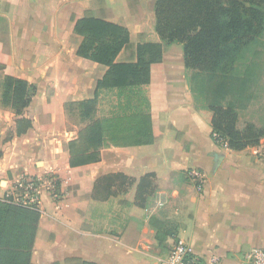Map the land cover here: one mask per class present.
<instances>
[{
  "label": "crops",
  "instance_id": "0c3cea01",
  "mask_svg": "<svg viewBox=\"0 0 264 264\" xmlns=\"http://www.w3.org/2000/svg\"><path fill=\"white\" fill-rule=\"evenodd\" d=\"M98 1L114 7L113 0H0V73L35 88L26 109L47 88L56 99L63 86L58 73H68L72 64L73 103L92 99L94 74L103 72L76 56V43L69 42L82 15L69 26L63 22L73 7L93 11ZM152 1L149 28L136 24L138 35L131 23L140 14L112 10L113 17L103 19L125 26L135 49L160 43ZM173 45L151 65L148 85L100 92L97 103L104 98L106 105L96 119L103 134L98 162L70 168L65 151L73 170V236L43 248L51 261H60L64 241L73 244V259L93 264H164L177 241L189 245L200 264H247L252 251L264 250V136L241 151L218 146L213 114L207 105H195L182 46ZM251 107L237 110L238 130L246 128L242 114ZM192 170L202 174L200 187L188 176Z\"/></svg>",
  "mask_w": 264,
  "mask_h": 264
},
{
  "label": "trees",
  "instance_id": "16d2710c",
  "mask_svg": "<svg viewBox=\"0 0 264 264\" xmlns=\"http://www.w3.org/2000/svg\"><path fill=\"white\" fill-rule=\"evenodd\" d=\"M153 11L154 28L160 43L139 44L131 60L117 59L130 44V32L125 26L99 18L92 11L84 12L74 22L76 56L96 63L103 72L94 81L92 99L79 105L91 108L102 90L148 85L151 65L159 63L163 48L172 44L182 46L187 70L210 78L246 84L247 81L241 78V68H244L243 72L249 71L251 65L259 69L257 47L264 38V0H156ZM34 92L35 88L22 79L4 78L2 103L17 117V137L27 134L32 127L31 121L22 117V113ZM207 108L213 114V139L214 134L219 136L230 150L241 151L256 145L264 136V128L256 129L252 125L238 130L232 104L226 107L214 104ZM102 140L99 120L81 129L77 137L66 144L69 167L98 162ZM137 198L140 200V196ZM40 218L41 212L36 207L21 204H9L5 212L0 213V264H33L32 252ZM71 262L93 264L76 259Z\"/></svg>",
  "mask_w": 264,
  "mask_h": 264
},
{
  "label": "rangeland",
  "instance_id": "374dc122",
  "mask_svg": "<svg viewBox=\"0 0 264 264\" xmlns=\"http://www.w3.org/2000/svg\"><path fill=\"white\" fill-rule=\"evenodd\" d=\"M152 2V0H113L114 7L109 8L98 1L99 9L92 12L99 18H112V10L118 15H123L127 11L131 12L129 14L142 15L140 21L131 23L135 24L133 32L138 35L139 27L136 24L149 28ZM85 7L83 4H79L77 8L73 7V16L69 21H64V25L69 26L77 16L83 15L87 11ZM0 39L5 37L0 36ZM69 42L75 43V36L71 35ZM173 47L177 50L181 49L178 44ZM257 51L260 53L257 61L260 64L259 69L251 65L249 71L243 72L244 68H241V78L242 81H247L246 84L187 71L195 105L200 102L207 106L221 104L226 107L232 104L237 114L239 108L243 109L252 104L253 107L249 112L242 114L244 126L251 125V122L264 125V38L258 45ZM134 54L135 47L131 44L124 51L123 60H131ZM250 55L251 53L248 57ZM72 68L73 64L68 73L59 71L58 79L63 86L61 85L60 95L56 99H50L53 93L47 88L45 97L42 96L35 103L32 102L31 106L23 111L22 116L31 121L32 127L27 134L20 137L15 135L17 117L2 103L5 75L0 73V213L3 214L9 204L33 206L42 215L45 213L43 219L39 221V234L37 231L39 240L36 242V237L32 252L33 264L53 262L73 264V262L69 263L73 259L71 256L73 244L66 246L68 241H64L62 250L59 249L64 253L60 254V261H51L52 257L43 256L42 251L49 243L52 244L54 240L59 239V236L64 237V234L73 236V170L66 166V144L75 139L81 129L96 120L99 116V107L106 105L104 100L103 103L101 102L104 98L100 103L96 101L93 109H91L93 106L85 108L73 103ZM99 76L97 70L94 79ZM109 99L110 102L116 101L115 98ZM244 123H241V126ZM55 247L60 248V246Z\"/></svg>",
  "mask_w": 264,
  "mask_h": 264
},
{
  "label": "built area",
  "instance_id": "2783aa9c",
  "mask_svg": "<svg viewBox=\"0 0 264 264\" xmlns=\"http://www.w3.org/2000/svg\"><path fill=\"white\" fill-rule=\"evenodd\" d=\"M215 143L223 148L227 147V143L214 134ZM192 182L197 183L200 187L202 184V174L196 170H192L188 173ZM22 205V204H21ZM28 206V205H26ZM247 264H264V250L252 251L246 257ZM164 264H200L198 259L192 254V250L186 243L177 241L165 259Z\"/></svg>",
  "mask_w": 264,
  "mask_h": 264
}]
</instances>
